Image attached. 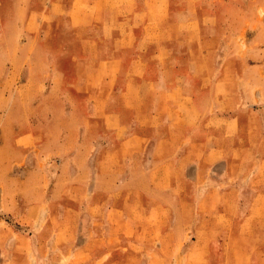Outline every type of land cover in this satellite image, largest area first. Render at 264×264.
Returning <instances> with one entry per match:
<instances>
[{
    "label": "rangeland",
    "instance_id": "obj_1",
    "mask_svg": "<svg viewBox=\"0 0 264 264\" xmlns=\"http://www.w3.org/2000/svg\"><path fill=\"white\" fill-rule=\"evenodd\" d=\"M235 1L0 0V264H7L2 253L15 246V236H52L58 227L51 224L40 233L34 231L43 218L82 221L75 226L77 235H90L88 212L63 210L81 201L89 202L90 195L78 185L84 183V189L94 186L93 196L97 199L108 197V201L121 203V162L111 169L101 160L98 165L97 155L93 154V159L82 163L87 165L85 171L96 168L116 177L92 181L90 172L85 177L70 175L73 173L67 170L74 168L68 160L70 155L63 158L57 154L67 137L68 123L79 117L95 122L101 110L122 105L120 98L106 104L105 91L99 86L105 83L116 89L128 83L132 88L140 87V96L127 100L131 105L151 101L146 106L159 112L155 118H144L159 127L140 131L151 140L170 131V119L174 118L177 127L199 120L194 106H200L202 99L187 97L186 91L191 88V76L204 69L203 38L214 36L210 58L224 53L227 56L219 49V42L228 46L237 28L247 26L237 18ZM263 9L264 4L257 8L260 20L264 19ZM226 13L233 19L228 21ZM237 38L245 42L250 33ZM137 58L145 60V76L156 84L137 82V68L127 71L122 82L115 79L106 83L107 75H118L117 63L131 65ZM106 61L113 66H107ZM72 108H79L80 113L70 115ZM193 164L186 173L193 174ZM59 170L65 173L59 176ZM182 188L184 194L179 198L183 202H179L178 210L141 209L139 226L123 227L127 237L133 239L115 237L108 243L117 264H264V218H255L239 227L238 232L233 207L222 210L212 193L207 196L214 198L208 207H196L192 185L184 184ZM138 202L147 206L150 200L141 197ZM33 222L35 226H31ZM121 227L117 225L113 230L120 232ZM237 235L245 240H235ZM77 242L84 244L83 240ZM99 245L105 242L87 247ZM240 249L252 250V257L241 258ZM122 252L128 256L120 257ZM256 252H260V259L254 257ZM53 259L54 255L44 257L37 264H49ZM91 262L86 255L79 257V264Z\"/></svg>",
    "mask_w": 264,
    "mask_h": 264
},
{
    "label": "crops",
    "instance_id": "obj_2",
    "mask_svg": "<svg viewBox=\"0 0 264 264\" xmlns=\"http://www.w3.org/2000/svg\"><path fill=\"white\" fill-rule=\"evenodd\" d=\"M236 1L234 4L239 10L237 18L247 26L237 28L228 46L225 42H219V49L227 52V56L224 53L221 57L210 58L212 49L215 48L214 36L209 34L204 37L202 48L205 53L201 61L204 69L189 77L191 88L186 91V96L202 99L200 106H194L199 120L177 127L174 125V118L170 119L167 126L170 131L165 136L151 140L141 135L140 131L156 130L159 125L145 122L144 118L150 115L155 118L159 112L146 106L151 101L143 100L145 105H131L127 100L140 96L137 92L140 87L132 88L127 83L114 89L103 82L104 85L99 87L101 91H105L106 104H111V99L120 98L122 105L101 110L95 122L79 117L76 122L68 123L67 137L59 145L57 154L63 158L70 155L68 160L75 170L72 168L67 171L72 172L70 175L74 177H85L84 174L90 172L85 171L87 165L82 163L88 161V158L93 159L95 153L98 165H101V160L113 169L114 164L121 162L124 167L121 203L108 201V197L97 199L93 196L94 186L84 189V183L78 185L81 191L90 195L89 202L81 201L79 205H71V208L63 210L88 212L92 227L90 235H77L75 226L82 224V221H72L66 217L43 218L34 231L40 233L46 224H51L58 227L52 236L47 239L39 234L32 235V239L15 236V246H9L2 253L8 260L7 264H37V260L53 255L54 259L49 264H79V257L82 255H86L92 264H117L113 260V248L108 243L116 240L115 237H123V240L129 241L133 239L127 237L123 227H138V220L142 218L141 209L152 212L178 210L181 201L179 197L184 194V184L192 185L196 207H208L214 199L207 198L211 193L217 197L222 210L233 207L236 210L233 219L238 232L239 227L255 218H264V19L260 20L257 13V8L264 4V0ZM226 15L228 21L233 19L229 13ZM244 33H250V38L245 42H238L237 37ZM121 62L117 63L119 67L116 65L119 68L118 75H107L106 83L114 82L115 79L122 82L128 76L127 71L132 69L133 72L137 68V82L148 80L156 84L145 76L144 59L137 58L131 65ZM107 64L109 67L113 66ZM211 66L213 70H210ZM165 88L170 92L172 90ZM172 110L170 109L171 112ZM69 112L74 116L80 113L79 108H72ZM190 163H194L193 174L185 172ZM64 171L59 170L57 175L61 176ZM90 174L92 181L116 177L115 174L103 173L96 168ZM187 191L186 188L185 192ZM131 197L132 200L127 203ZM141 197L150 200L147 206L138 202ZM130 211L136 213L135 216ZM35 224L30 223L31 226ZM117 225L122 226L120 232L113 230ZM82 240L83 245L77 242ZM235 240L245 239L237 235ZM97 242H105V245L87 247ZM102 248L103 251H100ZM97 249H100L99 252ZM53 250L55 252L51 255ZM239 253L245 259H250L253 255L252 250L246 249H240ZM119 256L126 258L128 255L122 252ZM254 257L260 259V252H256Z\"/></svg>",
    "mask_w": 264,
    "mask_h": 264
}]
</instances>
